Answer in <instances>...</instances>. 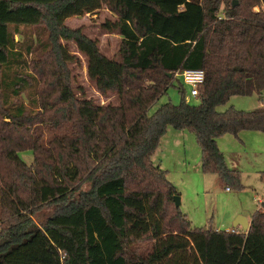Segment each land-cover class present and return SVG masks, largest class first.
Returning a JSON list of instances; mask_svg holds the SVG:
<instances>
[{
	"label": "trees",
	"instance_id": "obj_1",
	"mask_svg": "<svg viewBox=\"0 0 264 264\" xmlns=\"http://www.w3.org/2000/svg\"><path fill=\"white\" fill-rule=\"evenodd\" d=\"M103 7L115 16L102 26L120 36L119 59L65 24ZM63 41L117 104L74 95L77 58ZM185 69L204 71L199 104L183 95L148 115ZM263 90L264 0H0V264H264V200L246 232L192 228L151 160L168 127L188 130L202 172L241 188L217 139L264 132V105L217 108Z\"/></svg>",
	"mask_w": 264,
	"mask_h": 264
},
{
	"label": "rangeland",
	"instance_id": "obj_2",
	"mask_svg": "<svg viewBox=\"0 0 264 264\" xmlns=\"http://www.w3.org/2000/svg\"><path fill=\"white\" fill-rule=\"evenodd\" d=\"M114 19L115 16L103 7L92 14L69 17L65 24L70 28H81L85 35L97 39L103 54L119 59L120 36L116 32H106L102 26L105 21ZM30 34L31 31L26 30V36ZM15 40L21 41L22 36L16 35ZM63 43L77 58V62L69 64L74 95L93 99L98 104H117L118 98L114 93L102 96L96 91L94 81L87 75V58L78 51L76 44L72 41ZM24 56L27 60L30 57L25 52ZM189 92L190 87L175 78L166 92L150 106L148 115L154 114L166 102L179 104L183 95L188 104L198 105V97L191 96ZM32 96L31 89L25 91L23 102L27 103ZM259 97L264 100V90L261 94L253 92L232 96L217 109L224 111L230 106L244 111L261 109L264 104ZM217 144L228 166L239 170L241 188L226 185L214 173L202 172L200 147L194 134L188 130L168 127L151 160L166 172V178L175 186L180 201L179 209L192 228L228 231L237 217L233 219L232 215L251 218L264 200V132L243 130L237 136L224 134L218 138ZM20 156L27 164L33 160L30 151L20 152ZM52 209V206L42 208L40 219L47 217Z\"/></svg>",
	"mask_w": 264,
	"mask_h": 264
},
{
	"label": "built area",
	"instance_id": "obj_3",
	"mask_svg": "<svg viewBox=\"0 0 264 264\" xmlns=\"http://www.w3.org/2000/svg\"><path fill=\"white\" fill-rule=\"evenodd\" d=\"M174 77L182 81L183 84L190 87V95L198 96V88L204 81V71L202 69H185L174 73ZM238 230H231L237 232Z\"/></svg>",
	"mask_w": 264,
	"mask_h": 264
},
{
	"label": "water",
	"instance_id": "obj_4",
	"mask_svg": "<svg viewBox=\"0 0 264 264\" xmlns=\"http://www.w3.org/2000/svg\"><path fill=\"white\" fill-rule=\"evenodd\" d=\"M173 200H174L175 206L179 207V204H180L179 197L178 196H174ZM236 225L241 226V228H242V230L244 232H246L248 227H249L247 220L244 217H242V216H237L236 217V220L234 222V226H236Z\"/></svg>",
	"mask_w": 264,
	"mask_h": 264
},
{
	"label": "crops",
	"instance_id": "obj_5",
	"mask_svg": "<svg viewBox=\"0 0 264 264\" xmlns=\"http://www.w3.org/2000/svg\"><path fill=\"white\" fill-rule=\"evenodd\" d=\"M258 94V93H257ZM218 140V139H217ZM224 157H225V155H224ZM225 160H226V157H225ZM227 163V162H226ZM228 165V164H227ZM235 166V165H234ZM228 167H230V166H228ZM230 168H232V167H230ZM234 168V167H233ZM236 216H239V215H237V214H234V215H232V218L234 219ZM246 220H247V222H248V225H249V223H250V220H251V218H247V217H244ZM242 230V228H241V226H239V225H236V226H234V224H233V227H232V229H230V230H228V231H231V230Z\"/></svg>",
	"mask_w": 264,
	"mask_h": 264
}]
</instances>
